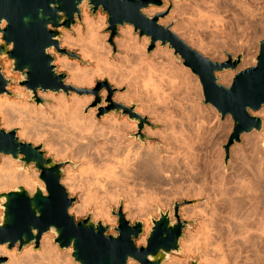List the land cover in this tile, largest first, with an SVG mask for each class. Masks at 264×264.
Returning <instances> with one entry per match:
<instances>
[{
  "label": "rangeland",
  "instance_id": "374dc122",
  "mask_svg": "<svg viewBox=\"0 0 264 264\" xmlns=\"http://www.w3.org/2000/svg\"><path fill=\"white\" fill-rule=\"evenodd\" d=\"M249 1L251 0H247L248 3H246L247 4L246 5L243 3L239 4L241 3L240 0H163L164 5L162 7H151L145 12L147 15L151 17L158 13L160 14L165 13L166 16L160 19V23L164 26L170 27L171 30L175 34H177L180 38H182L186 43H188L189 45L191 44L190 46L192 48L196 49L201 54H203L205 57L211 59L214 62L228 61L229 54L232 55L234 59L238 57L239 55H243L242 62L236 71L230 70V71H225V72L217 74V77L219 78V82L223 84L221 82L222 81L221 76L224 73L226 74L231 73L230 74L231 82H229L230 84L225 83V84H228L226 86H230L233 82V78L236 76L238 72L256 65V59L260 53V42L264 40V15H263L264 12H261L264 10L263 9L264 0L262 1L258 0L257 2L253 0L254 2L252 1L251 4ZM87 3L88 2H85L82 5L81 7L82 14L80 18L76 17V24L70 30H67V29L62 30L63 34L61 38V47L65 50H68L71 53L76 54L78 57L75 58L69 55L61 54L58 51H56V49L54 48L50 50V54L55 59L54 65L57 67V71L59 73L67 74L66 84L73 86L77 89L94 90L97 87L98 82H108L114 90L113 100L117 103L124 104L125 106L130 107V108L135 107V112L141 115L142 117H146L148 121L150 122V125H145L140 130L139 122L136 120H132L129 117V115H124L122 112L117 113L115 111H112L108 115L101 116V109L108 106L107 98L109 96V92L106 88H103L100 91L98 97L93 93L79 94L73 91H70L69 93H66L64 91H61L59 93H54L50 91L46 93L39 92L38 97L42 100L41 102H39L33 96V94L26 89V87L21 86L20 83L23 80L22 75L20 73H15L13 71L12 60L9 59L8 57H5V58H0V64L3 68L4 75L6 76L7 79L10 80V83L7 87L9 94L7 93L0 94V101L3 103L5 102L3 104V110L1 109L2 113L0 112V128L5 129L7 131L16 130L17 135H18V132L21 131L22 129L25 130L27 136H24L22 138L18 136L20 140L24 142H29L33 144L34 146H43V150L46 152L47 157H52L56 162L66 163L64 166V175L62 179V184L68 190L70 197L75 198L77 200L70 210V214L73 215L76 218V220L81 221V220L86 219L88 216H91L92 220L95 223L102 222L104 225L110 227V230L107 233L108 235H116L117 232L115 231V228L119 224V219L116 215L113 214V212L114 211L118 212L119 209L122 207L123 213L125 214L126 219L130 221L132 225H134L138 221H141L144 223L145 233L137 241V245L141 247V246L147 245V239H148V236L153 226L152 219H158L160 217L161 211L166 212L170 210L172 212L173 221H176L173 216L174 215L173 209H174L175 203H182L183 201H189L190 204L182 206L181 211H180L182 219L189 223V225L185 229V236L181 240V251L178 253L172 254L171 258L168 261H166L165 264H193V262H197L198 264H238V263L239 264H242V263L243 264H247V263L248 264H264V254H263L264 253V242H263L264 236H262L261 230H259V234L258 233L255 234L253 232H248L247 234L246 232L244 233V230H243L246 228L250 230H254L255 228V230H257V229H261V227H264L263 226L264 224V221H263L264 220V213H263L264 212L263 210L264 201H262L264 200V195H263L264 186H263V189H261L262 181L264 185V175L262 174L263 173L262 171H264V167H262L264 165L263 163L264 162V151H263L264 150V137H263L264 131L263 132L255 131V133L254 132L251 133L252 135L247 134L245 138L243 137L244 136L243 135L241 137V141L239 143H236L233 146L235 149L233 147L231 148L230 158L226 162V153H225L224 146L226 145L229 139V136L232 133L234 121L232 120L231 117H227L224 121H222L221 115L218 113V111L213 106L204 104L205 98H204L203 88H202L199 78L196 75H194L190 69L186 68L183 65V62L181 61V59L176 57L174 51L170 50L168 47H162L160 43H158L156 48L152 50L151 52H149L150 39L148 37H140L139 33L135 32V29L133 26L126 25L124 27H119L117 33L113 35L110 29V25L108 23L107 13H105L102 9H100L96 14H94L90 8L89 3L88 4ZM197 4L203 6V8L201 6H198ZM261 4L263 8L261 7ZM242 5H243V8H242ZM245 5L247 6V8ZM250 7L251 9L252 8L253 9L251 10ZM199 8L200 9L202 8L203 11H201ZM239 8L242 10L244 9L245 13L243 12V14H241L242 11L240 10L241 11L240 13ZM83 11L84 13L86 12L89 15L90 19L88 23L85 21ZM254 11L255 13L256 11L258 12L260 11V13L258 14L257 12L256 14H254L253 13ZM238 15H241L243 18ZM247 15L248 16L250 15V16L248 17ZM255 15L257 16L255 17ZM257 17L259 18L258 21L256 20ZM247 18L251 19V20L249 19L250 23L253 21H256V22H253L254 25L253 23L251 25L247 21ZM246 22L249 23L252 27L250 25H246ZM95 26L96 28L94 31ZM177 28L179 29L177 30ZM125 30H128L129 34H128V31L126 32ZM126 34H128L127 35L128 37L126 36ZM66 36L67 37L70 36L69 41H66L65 39ZM2 37L3 36L1 34L0 42H2V39H3ZM95 37L97 38L95 39ZM246 52L247 54L251 52L250 53L251 55L249 54L251 57L250 58L251 63L249 65L243 66L242 64H244L245 62L244 60L246 59V55H245ZM59 60L60 61L66 60L70 62V64L72 65L74 64L73 66L75 70H70L68 68L65 69L63 66H61L62 64L60 63L62 62H60ZM7 62L10 63V67L8 71L6 69V67L8 66ZM6 71L9 72L10 74L7 73ZM77 71L78 73L82 72V74H86V76H88L89 79H91L92 84L91 83L90 85L77 84L75 79L72 78V73L77 72ZM98 98H100L101 100L99 101ZM4 108L6 110H4ZM262 109L253 114L258 116L259 114L264 112ZM5 114L7 115V117ZM69 115L73 117L78 116V119L73 124V125H78L76 126V128L70 125L61 126L62 127L61 128L58 124H56L57 120L68 118ZM258 117H260L264 121L263 113L259 115ZM11 118H13L12 120L14 123L10 120ZM5 120L7 122L9 121L10 123L9 122L8 123L13 124V125H11V127L8 128L6 125L8 123ZM114 125H115V128H112L114 127ZM117 126H119V128ZM66 127L70 128V129L69 128L66 129L69 132L67 131L64 132ZM122 128L123 129L125 128L126 131L123 130ZM119 132H122V134ZM190 132H193V133H190ZM63 133L67 137L64 136ZM74 133H75L74 136L76 137L72 135ZM68 134L69 135L71 134V135L69 136ZM256 134L258 135V137ZM63 136L66 138H64ZM80 136H82L83 138ZM117 136L118 137L120 136L119 139H117L118 138ZM186 136L188 137V139H186L187 138ZM190 136H192L191 137L192 139L190 138ZM252 137L253 138L260 137L261 139L259 138L260 139L259 140L255 138L256 140V144H255L254 143L255 140ZM75 138H77V140ZM182 138L185 140V142ZM116 140H118V142L119 141L121 142L122 140V143H124V145H129V147L131 146L132 148V149L130 148L131 150L135 149V151H132L133 153L132 152L130 153L131 161L129 162L128 166L132 169H130L131 172H129L128 176L132 174L135 176L136 174V176L138 177L136 176L128 177L127 176L123 178L119 184L117 183L118 185L117 184L109 185L111 182L109 181L110 182L109 183L107 181V183H105L106 184L105 187L107 188L106 189V188H103L102 185H100L99 187V184H101L100 181L99 183L96 182L97 176L94 174V171H93L94 169H92L94 167V164L92 163L93 160L90 159L91 157L92 158L94 157L93 155L94 150L93 149L91 150L92 154L88 155L89 156L88 158L87 156H85L86 152L84 155L83 153L79 152V149L81 147L87 149L89 147V144L93 142L96 143V144L93 143L95 147L96 145H103V142L105 141L111 143L112 141L115 142ZM180 140L182 142H180ZM247 141L249 142L247 143ZM100 142H102V144ZM243 142H245L244 144H247V145H243ZM75 143H78V144H75ZM129 143H132L134 145L129 144ZM181 143L183 145H181ZM115 144L117 143L115 142ZM248 144L249 145L251 144V145L249 146ZM71 145H72V148L70 147ZM76 145L78 146L76 147ZM258 145L262 149L259 150ZM132 146L134 147V149ZM239 146H240V149H239ZM255 146L258 148H254V150H256L254 152L258 154L260 153V155L256 154V157L261 159L263 156V159L261 160L258 159L257 164H256L257 158L254 157V153L252 149ZM140 148H142V150ZM236 148L239 150L240 153L242 152L243 154L246 151L248 150L249 151L248 153H245L244 155H242L241 153V155L244 156L242 157ZM259 151L263 152V154H261V152ZM251 155H253V157ZM138 156H140L141 158H143L144 156V160H149L150 158H154L156 161V164H157V161L158 162L160 161L159 162L160 165L157 164L156 166H157L158 171L160 170L163 172L157 171L156 177L159 176L158 178H154L153 175L152 176L147 175L145 171L143 172L144 174L142 173L143 175L139 173L141 169L140 167H138V165L136 166V164H138V162L140 163L143 159H141ZM246 157L248 158V160H246L247 159ZM7 158L8 159L10 158V160H12V163H14L15 165L18 164L16 165V167L18 168L23 167V163L15 161L12 158V156H1L0 166L2 165V160L7 159ZM238 158H239V161H238ZM240 158H242L244 161L243 160L241 161ZM254 158L256 160H254ZM253 161H256V162H253ZM133 162L136 164H134ZM240 162L243 164L240 165ZM90 163L93 165H91ZM232 165H235V166H232ZM246 165L251 166L252 168L255 165L257 167H256V170L254 168L253 170L251 167H249L251 169L250 170ZM243 166H244L243 168L244 170L247 167L246 170L248 173H246V170H245V173L243 172V169H242ZM260 166L262 169L260 168L259 170ZM217 168L219 171L217 170ZM221 168L222 169L224 168V169L222 170ZM67 169L68 171H66ZM214 169L217 171H215ZM143 170L145 169H142L141 171ZM24 171H27L30 173L31 171L38 173V181L43 185V187L45 186L44 183L39 178L40 172L36 170V167L34 165H30ZM221 171L223 172L221 173ZM232 171H233V174H232ZM254 171L256 172L259 171V172L257 174ZM20 172H23V171H20ZM66 172L68 174H66ZM241 172L243 173L242 175L246 177L245 178L241 175L243 179H245L246 181V188L250 192L249 195L247 194L249 197L246 194L245 195L234 194L236 197L234 195H231V196L230 194L228 195L229 193L228 191L230 190V188L235 187L233 183V181L235 180L234 179L235 173L240 174ZM137 173L139 174L137 175ZM212 173L215 176H213ZM220 173L224 175V179L220 178V176L222 177ZM251 173H253V177H254L253 179L255 180L251 178L252 177ZM259 173L262 174L263 176L261 175V177L260 176L256 177L257 175H260ZM159 174L163 178L165 177L164 179H166L167 184H165V180L159 179L161 177ZM218 174L220 176H218ZM67 175L75 177L74 182H73L75 187L70 185L69 180H66L68 177ZM225 175L227 176V178ZM92 177L94 179H92ZM148 178L150 179L154 178L156 181L158 180L159 183L158 181L155 182L154 179L151 180V182L153 183H150V179ZM225 178L228 181L231 179L230 182H228ZM133 179L139 182H136ZM143 179L148 180V181H145V180L143 181ZM212 179H213V183H212ZM218 179L220 180V182H218L219 181ZM216 180L217 182H215L214 184V181ZM258 180L259 182L261 181L260 184ZM160 181L162 182L160 183ZM256 181L258 182L257 184H256ZM145 182H149V183H145ZM249 182L251 185L248 184ZM137 183H139V186ZM216 183L220 184L218 185L219 187H217L218 189L215 187ZM221 183H224V184H221ZM252 183H255L256 185ZM145 184L147 185L143 186ZM86 185L88 186V188ZM126 185H128L129 187ZM70 186L73 188H71ZM142 186L146 187L150 192L147 191L146 188L144 189ZM153 186H157V189H155L156 187L154 188ZM225 186H228V187H225ZM259 186H261V188ZM17 187L18 186H15V187H11L6 190L0 191V194L12 191ZM112 187H115V188H112ZM250 187H253V188H250ZM258 187L260 189H258ZM213 188L214 189L216 188V189L214 190ZM223 189L224 191L225 190L227 191V193L225 191L224 193L225 195L223 194ZM35 190H36V187H34L33 190H30V191L28 190V191L30 192V194L33 195ZM107 190L109 191L108 193L106 192ZM141 190H142V193H141ZM214 191L217 193H215ZM213 192L215 194L219 193L218 194L219 196L213 194ZM251 192L254 194H252ZM250 195H251V198H250ZM259 195L260 197L262 195V197L260 198ZM228 196L229 198L230 197L231 198L229 199ZM244 196L247 197V199ZM216 197H218V199H216ZM255 197H258L259 199ZM237 198H240L238 199L239 201H237ZM244 198L247 201L243 200ZM248 198L250 200L252 199L250 202H254V203H249ZM253 198L255 199L253 200ZM226 201L228 204L224 203ZM233 201H235L236 203ZM244 201L249 204L244 203ZM258 201L259 203H257ZM218 202L221 204H219ZM234 203L237 204V206ZM0 204H1V201H0ZM216 204L218 206H216ZM233 204H234V207L236 208L232 206ZM77 205L84 206L83 212L80 214H77L75 211H73L74 206H77ZM222 205L224 209L228 207L226 209L227 211H225L222 208ZM240 205L241 206L244 205L245 207L247 205V208H245L244 206L242 208L243 210L247 212V214H252V215L248 217L249 215H247L246 212H243L242 208L240 209L241 207ZM98 207H101L106 212H108L107 218L101 217L97 214ZM237 207H238V210H237ZM252 207L254 210L252 209ZM260 207L262 210L260 209ZM209 209L211 210L215 209L214 210L215 212L209 211ZM228 209H230V212H228L229 211ZM206 210L209 211V217H207L208 212ZM238 211L240 213L239 217L237 215L239 214ZM226 212L229 213L228 217L234 214L235 215L234 218H232L233 216L232 217L230 216V218H228L226 216L227 215ZM258 213L260 214V216ZM211 214L212 215L217 214L216 215L217 218L215 217V215L211 216ZM253 214H254V217H253ZM245 215L249 219H247ZM2 217H3V210L0 208V222L2 221ZM212 217H215V218H212ZM208 218H209V223L207 222ZM213 219L214 220L217 219L216 221H219V222H216ZM259 219L261 220L257 221ZM229 220L230 222H228ZM238 222H241V223H238ZM245 222H248V223L245 224ZM232 223H235V225ZM227 224L229 225L231 224V225L229 226ZM256 224H259V225H256ZM217 225H220V226H217ZM211 226H214V227H211ZM216 226L218 227L217 229L215 228ZM224 226L226 228H224ZM248 226L251 227L252 229L248 228ZM204 227L208 230L203 229ZM221 229L223 230L221 231ZM205 231L206 232L208 231L209 236ZM212 231H213V234H212ZM225 231L227 232L225 234L226 237L225 236L223 237ZM200 232L201 234H203V236L204 235L205 236L203 237L200 234ZM218 232L219 234L216 235L217 236L216 238L215 234H217ZM241 232L245 237L241 234ZM230 233L231 234L233 233V235L235 234V236L231 235ZM47 234L53 236L51 245L54 249L59 251V253H67L69 250H71V253L68 259L70 258L71 260L70 259L69 260L73 264L74 263L79 264V263H76L72 257V249H69L68 251L61 250L59 246L54 243V239L56 238L55 234L53 232H49ZM213 235H214V238H212ZM233 237H235L236 239ZM253 237L256 240H254ZM225 238H229V239L225 240ZM232 238L235 240H233ZM258 238H261V240ZM212 241H213L212 243L213 245H210ZM252 242L255 246L252 244ZM214 243H217V244H214ZM192 245H195V246L192 247ZM4 246H6L7 250H9L7 245H4ZM229 246H231L230 249H229ZM241 246L242 247L244 246L243 249ZM208 247L209 249H206V250L204 249ZM222 247L224 248V250ZM235 247L237 250L235 249ZM245 247L246 248L248 247V249L245 250ZM34 248H35L34 244H32L24 248L21 252L18 251V247L14 248L13 250H16V253L18 255H24L25 252L29 250H31L33 253L37 252L36 254L39 255L42 250V245L40 246L38 250H35ZM189 249L191 251H189ZM9 251H12V250H9ZM186 251H188V253ZM245 251H248V252H246L245 254ZM254 251H256L257 253ZM196 252L199 255L195 254ZM241 253L243 254L244 258L247 257V259H244ZM203 254L205 256H208V258H203L202 257L204 256ZM252 254H254V256ZM258 255H259V258L257 257ZM255 258L256 259L258 258L257 261H255L256 260ZM244 260L246 261L243 262ZM132 262L139 264L138 262L134 260H132Z\"/></svg>",
  "mask_w": 264,
  "mask_h": 264
},
{
  "label": "water",
  "instance_id": "95a60500",
  "mask_svg": "<svg viewBox=\"0 0 264 264\" xmlns=\"http://www.w3.org/2000/svg\"><path fill=\"white\" fill-rule=\"evenodd\" d=\"M85 2L89 3L94 14L100 9L107 13L113 35L119 27L131 25L140 37L150 39L149 52L158 43L168 47L199 78L204 104L213 106L222 121L227 117L234 121L232 133L224 146L226 162L231 148L241 141L243 135L264 131V121L253 114L264 108V40L260 42L256 65L238 72L232 84L226 86L219 82L217 74L236 71L243 55L234 59L229 54L226 62H214L205 57L170 27L160 23L165 13L152 17L146 14L151 7H162L163 0H0V34L3 35L0 58L12 60L13 71L23 77L21 86L39 102L42 101L39 92L73 91L93 93L98 97L106 88L108 106L101 109V116L112 111L122 112L138 121L140 130L150 125L146 117L135 112V107L113 100L114 90L108 82H98L94 90L77 89L66 84L67 74L57 71L55 59L49 51L54 48L61 54L78 57L61 47L62 30H70L76 24V17H81ZM9 83L0 64V94H9ZM1 156H12L15 161L23 163L19 171L34 165L45 185L37 184L33 195L23 186L0 194V208L3 210L0 245H7L9 250L18 247L21 252L32 244L38 250L42 237L53 232L56 236L54 243L61 250L72 249V257L79 264H129L130 260L139 264H165L172 254L181 251V240L189 223L182 219L180 211L182 206L190 204L189 201L175 203L173 216L176 221H173L170 210L161 211L158 219H152L147 245L139 247L137 241L145 233L144 223L138 221L132 225L122 207L113 212L119 219L116 235H108L110 227L102 222L95 223L91 216L78 221L70 214L77 200L70 197L62 184L66 163L47 157L43 146L20 140L16 130L0 128V160ZM7 262L6 257H0V264Z\"/></svg>",
  "mask_w": 264,
  "mask_h": 264
},
{
  "label": "bare ground",
  "instance_id": "6f19581e",
  "mask_svg": "<svg viewBox=\"0 0 264 264\" xmlns=\"http://www.w3.org/2000/svg\"><path fill=\"white\" fill-rule=\"evenodd\" d=\"M253 0H251V1H249L250 2V4H251V2H252ZM254 1H258V0H254ZM253 1V2H254ZM262 1V0H261ZM240 2L241 3H239V4H246V3H248L247 2V0H240ZM88 4V3H87ZM202 4V3H201ZM253 4V3H252ZM260 4V3H259ZM263 4H264V2H263ZM198 5V4H197ZM203 5V4H202ZM247 5V4H246ZM245 5V6H246ZM198 6H201V5H198ZM239 6V5H238ZM244 6V7H245ZM253 6V5H252ZM260 6V5H259ZM202 8H203V6H201ZM240 7V6H239ZM254 7V6H253ZM257 7V6H256ZM261 7H262V4H261ZM202 8L200 9L201 11H203L202 10ZM242 8H243V5H242ZM246 8H247V6H246ZM248 8H249V6H248ZM263 8V7H262ZM250 9H251V7H250ZM253 9V8H252ZM251 9V10H252ZM257 9V8H256ZM260 9V8H259ZM264 9V8H263ZM205 10H206V8H205ZM242 11V13H241V11ZM250 10V11H251ZM255 10V9H254ZM262 10V9H261ZM85 11V10H84ZM84 11H83V13H84ZM152 11H154V10H152ZM152 11H151V13H152ZM239 11H240V13L241 14H243V12H244V9L242 10V9H240L239 8ZM246 11V10H245ZM247 11H248V9H247ZM149 12H150V10H149ZM205 12V11H204ZM238 12V11H237ZM258 11H256V13H257ZM261 12H264V10L263 11H261ZM245 13V12H244ZM252 13V12H251ZM254 14H256L255 13V11L253 12ZM260 13V11L258 12V14ZM239 14V13H238ZM248 14H249V12H248ZM245 15V14H244ZM243 15V16H244ZM250 15H252V14H250ZM249 15V16H250ZM262 15V14H261ZM264 15V14H263ZM262 15V16H263ZM212 16V15H211ZM238 16H240V17H242L241 15H238ZM248 16V15H247ZM248 16V17H249ZM257 15H255V17H256ZM84 17H85V21L88 23L89 22V15L85 12L84 13ZM245 17V16H244ZM259 17H260V15H259ZM243 18V17H242ZM254 18V17H253ZM201 19V18H200ZM250 19V18H249ZM248 18H247V21L250 23V20H249ZM258 17H257V21H258ZM255 20V19H254ZM262 20H263V18H262ZM193 21V20H192ZM253 21V20H252ZM253 22H256V21H253ZM253 22H251L250 24L252 25V23ZM249 23H247L246 22V25H250ZM90 25V24H89ZM88 25V26H89ZM91 25H92V23H91ZM95 25V24H94ZM205 25V24H204ZM250 25V26H251ZM253 25H254V23H253ZM5 26V23L3 24V27ZM252 27V26H251ZM89 28V27H88ZM91 28V27H90ZM93 28V27H92ZM95 28H96V26L94 27V31H95ZM179 28H177V30H178ZM126 32L128 31V30H125ZM123 32V31H122ZM205 32V31H204ZM209 33V32H208ZM214 33V32H213ZM90 34V33H89ZM93 34V33H92ZM95 34V33H94ZM128 34H129V31H128ZM128 34H126V36L128 35ZM200 34V33H199ZM1 35V34H0ZM97 35V34H96ZM95 35V36H96ZM3 36V35H2ZM93 36V35H92ZM125 36V35H124ZM214 36V35H213ZM128 37V36H127ZM184 37V36H183ZM3 38V37H2ZM97 37H95V39H96ZM66 41H69L70 40V36L69 37H67L66 36ZM93 39V38H92ZM191 45V44H190ZM250 49V48H249ZM247 51V50H246ZM50 52V51H49ZM248 52V51H247ZM247 52H246V59L244 60L245 62H244V64H242L243 66H245V65H249L250 63H251V57H250V53H248L247 54ZM250 54V55H249ZM222 60V59H221ZM60 61V60H59ZM60 62H62V63H60V64H62L61 66H63L65 69L66 68H68V69H70V70H75V68H74V64L72 65V64H70V62H68V61H66V60H64V61H60ZM7 64H8V66L6 67V69H7V71L9 70V67H10V63H8L7 62ZM242 68V67H241ZM77 69V68H76ZM6 71V72H7ZM11 72V71H10ZM7 73H9V72H7ZM12 73V72H11ZM81 73V74H80ZM80 73H78V71L77 72H74V73H72V78H74L75 79V81H76V83L77 84H80V85H90V83H91V79H89V77L88 76H86V74H82V72H80ZM10 74V73H9ZM231 74V73H230ZM230 74H226V73H224L222 76H221V82L223 83V84H225V83H229V82H231L230 81V78H231V75ZM92 84V83H91ZM230 84V83H229ZM225 85H228V84H225ZM5 103V102H4ZM3 102H1L0 101V112L2 113V111H1V109L3 110V104H4ZM169 109V108H168ZM4 110H6L5 108H4ZM263 111H264V109H262ZM152 111V110H151ZM199 111V110H198ZM6 112V111H5ZM262 112V111H261ZM170 113V112H169ZM199 113V112H198ZM263 113V119H264V112H262ZM261 113V114H262ZM261 114H259V115H261ZM6 115V114H5ZM258 115V116H259ZM8 116H10V115H8ZM6 117H7V115H6ZM10 118V117H9ZM13 118H11L10 120L13 122V120H12ZM78 119V116L77 117H73V116H68V118H65V119H59V120H57V122H56V124H58L60 127L61 126H67V125H70V126H74L75 128H76V126H78V125H73L75 122H76V120ZM8 120V119H7ZM105 120H107V119H105ZM111 120V119H110ZM202 120H204V119H202ZM201 120V121H202ZM6 121V120H5ZM7 122V121H6ZM9 122V121H8ZM7 122V123H8ZM11 122V123H12ZM200 122V121H199ZM10 123V122H9ZM6 124L7 125V127L9 128V127H11V125H13V124ZM14 123V122H13ZM111 123H112V121H111ZM117 123V122H116ZM202 123V122H201ZM200 123V124H201ZM114 124V123H113ZM199 124V123H198ZM57 125V126H58ZM111 125V124H110ZM118 125V124H117ZM131 125V124H130ZM133 126V125H132ZM118 128H119V126H117ZM116 127V128H117ZM62 128V127H61ZM69 128V127H68ZM67 127L65 128V130H64V132L65 131H67V132H69L68 130H66V129H68ZM112 128H115V125H114V127H112ZM121 128V127H120ZM58 129V128H57ZM63 129H64V127H63ZM70 129V128H69ZM123 129V128H122ZM121 129V130H122ZM199 129H200V127H199ZM56 130V129H55ZM62 130V129H61ZM111 130H113V129H111ZM120 130V131H121ZM123 130H125L126 131V129L124 128ZM191 130V129H190ZM196 130V129H195ZM198 130V129H197ZM57 131V130H56ZM117 131V130H116ZM125 131H124V133H125ZM63 132V131H62ZM76 132V131H75ZM112 132H114V131H112ZM197 132V131H196ZM257 132V131H256ZM60 133V132H59ZM71 133V132H70ZM114 133H116V132H114ZM118 133V132H117ZM119 133H121L122 134V132H119ZM190 133H193V132H190ZM195 133V132H194ZM255 133V132H254ZM65 134H67V133H65ZM178 134V133H177ZM182 134H183V132H182ZM196 134V133H195ZM63 135H64V133H63ZM69 135V134H68ZM71 135V134H70ZM69 135V136H70ZM73 136L75 135V133L74 134H72ZM78 135V134H77ZM115 135V134H114ZM118 135V134H117ZM184 135H186V134H184ZM247 134H245L243 137L245 138V136H246ZM252 135V134H251ZM257 135V134H256ZM18 136L20 137V138H22V137H24V136H27L26 135V131L25 130H21V131H19L18 132ZM64 136H66V135H64ZM63 136V137H64ZM68 136V137H69ZM72 136V137H73ZM181 136H183V135H181ZM260 136V135H259ZM56 137V136H55ZM60 137V136H59ZM67 137V136H66ZM66 137H64V138H66ZM74 137H76V136H74ZM80 137H82V136H80ZM115 137V136H114ZM118 137V136H117ZM120 137V136H119ZM119 137L117 138V139H119ZM187 137V136H186ZM192 136H190V138H191ZM195 137V136H194ZM250 137V136H249ZM254 137V136H253ZM252 137V138H253ZM257 137H258V135H257ZM257 137H255V138H257ZM261 137V136H260ZM259 137V138H260ZM264 137V136H263ZM78 138H79V136H78ZM83 138V137H82ZM82 138H80V139H82ZM112 138V137H111ZM116 138V137H115ZM255 138H253L254 140H255ZM259 138H257V139H259ZM51 139V138H50ZM69 139V138H68ZM74 139V138H73ZM76 140H77V138H75ZM180 139H181V137H180ZM183 139V138H182ZM186 139H188V137L186 138ZM192 139V138H191ZM261 139V138H260ZM259 139V140H260ZM72 140V139H71ZM70 140V141H71ZM79 140V139H78ZM112 140V139H111ZM127 140V139H126ZM184 140V139H183ZM190 140V139H189ZM245 140H247V139H245ZM245 140H243V141H245ZM250 140H251V138H250ZM249 140V141H250ZM259 140H258V142H259ZM66 141V140H65ZM69 141V140H68ZM249 141H247V143L249 142ZM73 142V141H72ZM76 142V141H75ZM78 142V141H77ZM111 142V141H110ZM115 142L117 143V144H115ZM112 141L111 143H109V142H103V145H96L95 147H94V144L93 143H95V142H93V143H91V144H89V147L87 148V149H85V148H83V147H81L80 149H79V152L80 153H83L84 155H85V152H86V155L85 156H87L88 158H89V156L88 155H91L92 154V149L94 150V152H93V155H94V157L92 158H90V159H92L93 160V164H94V167L92 168V169H94L93 171H94V174L97 176V178H96V182H98L99 183V181L101 182V184H99V187H100V185H102V187L103 188H106L105 186H106V184L105 183H107V181L110 183L109 185H115V184H119L121 181H122V179L123 178H125V177H127L128 175H129V172H131L130 171V169H132V168H130L128 165H129V162L131 161L130 160V153L132 152V151H135V149H134V147H133V149L134 150H131L132 148H131V146L129 147V145H124V143H122V140H121V142L119 141L118 142V140H116V141ZM178 142H179V140H178ZM180 142H182L181 140H180ZM184 142H185V140H184ZM187 142V141H186ZM191 142V141H190ZM189 142V143H190ZM253 142V141H252ZM251 142V143H252ZM51 143H52V141H51ZM56 143V142H55ZM74 143V142H73ZM72 143V144H73ZM80 143V142H79ZM97 143H99V142H97ZM101 144H102V142H100ZM176 143V142H175ZM188 143V144H189ZM245 142H243V145H247V144H244ZM255 144H256V140H255V142H254ZM65 144V143H64ZM67 144V143H66ZM75 144H78V143H75ZM85 144V143H84ZM96 144V143H95ZM125 144H127V143H125ZM129 144H132V143H129ZM138 144H139V142H138ZM254 144V145H255ZM54 145V144H53ZM69 145H70V143H69ZM68 145V146H69ZM132 145H134V144H132ZM142 145V144H141ZM181 145H183L182 143H181ZM186 145V144H185ZM249 145V144H248ZM251 145V144H250ZM249 145V146H250ZM253 145V146H254ZM78 145H76V147H77ZM151 146V145H150ZM248 146V147H249ZM53 147V146H52ZM62 147V146H61ZM71 148H72V145L70 146ZM136 147H138V146H136ZM135 147V148H136ZM242 147V146H241ZM244 147V146H243ZM252 147V146H251ZM258 147H259V145H258ZM258 147H253L252 149H253V153H254V157L255 158H257L256 157V154L257 155H260V153L258 154V153H256V152H254V151H256V150H254V148H258ZM55 148V147H54ZM131 148V149H130ZM145 148V147H144ZM150 148V147H149ZM148 148V149H149ZM155 148V147H154ZM181 148H182V146H181ZM234 148V147H233ZM238 148V147H237ZM236 148V149H237ZM64 149V148H63ZM62 149V150H63ZM67 149V148H66ZM70 149V148H69ZM74 149V148H73ZM76 149H78V148H76ZM137 149H139V148H137ZM141 150H142V148H140ZM147 149V148H146ZM235 149V148H234ZM239 149H240V146H239ZM248 149V148H247ZM247 149H245V150H247ZM249 149H251V148H249ZM259 150L260 149H262V148H258ZM150 150V149H149ZM238 150V149H237ZM236 150V151H237ZM242 150H244V149H242ZM241 150V151H242ZM77 151V150H76ZM148 151V150H147ZM235 151V150H234ZM233 151V152H234ZM249 151V150H248ZM248 151H246L245 153H248ZM258 151V150H257ZM262 151V150H261ZM261 151H259V152H261ZM264 151V150H263ZM238 152H239V150H238ZM74 153V152H73ZM133 153V152H132ZM137 153H138V151H137ZM149 153H151V152H149ZM148 153V154H149ZM153 153V152H152ZM235 153V152H234ZM240 153V152H239ZM242 153V152H241ZM241 153H240V155H241ZM244 153V154H245ZM252 153V152H251ZM146 154V153H145ZM237 154V153H236ZM243 153H242V155H244ZM249 154H250V152H249ZM248 154V155H249ZM261 154H263V152H261ZM83 155V156H84ZM132 155V154H131ZM139 155V154H138ZM153 155V154H152ZM151 155V156H152ZM233 155V154H232ZM241 155V156H242ZM248 155H246V156H248ZM84 156V157H85ZM150 156V155H149ZM155 156V155H154ZM175 156H177V155H175ZM174 156V157H175ZM250 156V155H249ZM252 157H253V155H251ZM138 157H140V156H138ZM137 157V158H138ZM141 157H142V155H141ZM140 157V158H141ZM187 157V156H186ZM233 157V156H232ZM242 157H244V156H242ZM259 157V156H258ZM261 157V156H260ZM135 158V157H134ZM156 158V157H155ZM234 158V157H233ZM247 158V157H246ZM254 158V160H256ZM133 159V158H132ZM141 159H143L140 163L138 162V164H136V163H134V164H136V166L138 165V167H140V169L142 170V169H145V170H143V171H141L140 170V174L141 175H143L144 173V171L147 173V175H149V176H154V178H158V177H156L157 176V171H158V169H157V164H159V162L157 161V164H156V161H155V159L154 158H150L149 160H144V156H143V158H141ZM158 159V158H157ZM156 159V160H157ZM236 159V158H235ZM241 159V161L243 160L242 158H240ZM258 159H260V158H257V162L256 161H253V162H256V164L258 163ZM261 159H263V156H262V158ZM260 159V160H261ZM89 160V159H88ZM135 160V159H134ZM133 160V161H134ZM232 160V159H231ZM237 160V159H236ZM246 160H248V158L246 159ZM91 161V160H90ZM233 161V160H232ZM235 161V160H234ZM238 161H239V158H238ZM238 161H236V162H238ZM244 161V160H243ZM137 162V161H136ZM231 162V161H230ZM248 162V161H247ZM261 162V161H260ZM132 163V164H133ZM250 163V162H249ZM251 163H252V161H251ZM264 163V162H263ZM91 164V163H90ZM93 164H91V165H93ZM131 164V163H130ZM232 164V163H231ZM237 164V163H236ZM241 164H243V163H241L240 162V165ZM245 164H246V162H245ZM253 164H255V163H253ZM16 165H18V164H16ZM16 165L14 164V163H12V160H10V158L8 159H3L2 160V165L0 166V191H3V190H6V189H8V188H11V187H15V186H23L26 190H33L34 189V187H36V185L37 184H39L41 187H43V185L38 181V173H35V172H32L31 171V173L30 172H27V171H23V172H18V167H16ZM160 165V164H159ZM228 165V164H227ZM239 165V166H240ZM250 165H252V164H250ZM259 165V164H258ZM261 165H262V163H261ZM131 166V165H130ZM220 166V165H219ZM232 166H235V165H232ZM247 166V165H246ZM245 166V167H246ZM137 167V168H138ZM224 167V166H223ZM229 167V166H228ZM248 168L249 167H251V166H247ZM246 167V168H247ZM256 165L255 166H253V168L256 170ZM262 167H264V165L262 166ZM159 168H160V166H159ZM219 168V167H218ZM218 168H217V170H218ZM233 168V167H232ZM235 168V167H234ZM244 168V166L242 167V169ZM246 168H245V170H246ZM252 168V167H251ZM252 168V169H253ZM260 168H261V166L259 167V170H260ZM171 169V168H170ZM222 169V168H221ZM224 169V168H223ZM222 169V170H223ZM228 169V168H227ZM238 169V168H237ZM241 169V170H242ZM250 169V168H249ZM253 169V170H254ZM262 169V168H261ZM139 170V169H138ZM162 170V169H161ZM163 170H165V169H163ZM215 170V169H214ZM214 170H212V171H214ZM217 170H215V171H217ZM236 170V169H235ZM245 170L243 169V172L245 173ZM251 170V169H250ZM252 170V171H253ZM258 170V169H257ZM66 171H68V169L66 170ZM134 171V170H133ZM160 171V170H159ZM158 171V172H159ZM219 171V170H218ZM228 171V170H227ZM231 171V170H230ZM237 171V170H236ZM137 172V171H136ZM160 172H163V171H160ZM165 172V171H164ZM223 171H221V173H222ZM235 172V171H234ZM238 172H240V171H238ZM254 172H256V171H254ZM253 172V173H254ZM258 172L259 171H257L256 173L258 174ZM263 173V175H264V171H262ZM93 173V172H92ZM133 173V172H132ZM139 173H137V175L139 174ZM143 173V174H142ZM214 173V172H213ZM212 173V175L213 176H215L214 174ZM219 173V172H218ZM220 173V174H221ZM227 173V172H226ZM229 173V172H228ZM231 173V172H230ZM246 173H248L247 172V170H246ZM253 173H251L252 174V179L254 178L253 177ZM261 173V172H260ZM259 173V174H260ZM66 174H68L67 172H66ZM131 174V173H130ZM151 174V175H150ZM160 174H162V173H160ZM159 174V175H160ZM165 174V173H164ZM232 174H233V171H232ZM243 173L241 172L240 174L239 173H235V180L233 181V183H234V188H230V190L228 191L229 193H228V195L230 194V196L231 195H234V194H241V195H249L250 194V192L247 190V188H246V181H245V179H243V177H245V176H243L242 175ZM250 174V173H249ZM255 174V173H254ZM256 174V175H257ZM262 174H260V175H255L256 177H261V175ZM71 175V174H70ZM141 175H139V176H141ZM211 175V176H212ZM217 175V174H216ZM222 175V177L218 174V176H220V178H222V179H224V175L223 174H221ZM243 177H242V176ZM246 175V174H245ZM262 175V176H263ZM68 176V175H67ZM131 176H134L133 174L132 175H130V176H128V177H131ZM135 176H136V174H135ZM134 176V177H135ZM161 176V175H160ZM212 176V177H213ZM226 176V175H225ZM230 176H231V174H230ZM249 176V175H248ZM251 176V175H250ZM133 177V178H134ZM136 177H138V176H136ZM255 177V178H256ZM74 178L75 177H72V176H68L67 177V179L66 180H69L70 181V185L71 186H74V184H73V182H74ZM88 178V177H87ZM143 178H144V176H143ZM147 178V177H146ZM151 178V177H150ZM150 178H148V179H150ZM153 178V179H154ZM165 178V177H164ZM162 176L159 178L160 180L161 179H163V180H165V184H167L166 183V179H164ZM214 178V177H213ZM219 178V177H218ZM219 178V179H220ZM226 178H227V176H226ZM225 178V179H226ZM232 178V177H231ZM246 178V177H245ZM248 178H250V177H248ZM92 179H94L93 177H92ZM140 179V178H139ZM138 179V180H139ZM141 179H142V177H141ZM153 179H150V183H153V182H151V180H153ZM218 179V180H219ZM221 179V180H222ZM230 179V178H229ZM251 179V180H252ZM257 179V178H256ZM258 179H260V178H258ZM65 180V181H66ZM86 180V179H85ZM128 180H130V179H128ZM133 180H135V179H133ZM136 180H137V178H136ZM135 180V181H136ZM145 179H143V181H144ZM227 180V179H226ZM231 180V179H230ZM230 180L228 181V182H230ZM233 180V179H232ZM247 180V179H246ZM253 180H255V179H253ZM260 180H262V179H260ZM76 181V180H75ZM95 181V180H94ZM145 181H148V180H145ZM154 181L155 182H157L155 179H154ZM223 181V180H222ZM221 181V182H222ZM225 181V180H224ZM248 181V180H247ZM249 181H250V179H249ZM125 182V181H124ZM136 182H139V181H136ZM162 181H160V183H161ZM164 182V181H163ZM215 182H217V180L216 181H214V184H215ZM218 182H220V180L218 181ZM227 182V183H228ZM232 182V181H231ZM252 182H254V181H252ZM258 182H259V180H258ZM257 181H256V184L258 183ZM261 182V181H260ZM260 182H259V184H260ZM127 183V182H126ZM129 183V182H128ZM141 183V182H140ZM145 183H149V182H145ZM158 183H159V181H158ZM212 183H213V179H212ZM225 183V182H224ZM224 183H221V184H224ZM67 184H68V182H67ZM94 184V183H93ZM117 184V185H118ZM122 184V183H121ZM138 184V186H139V183H137ZM144 184V183H143ZM213 184V185H214ZM229 184V183H228ZM248 184H250V182L248 183ZM252 184H255V183H252ZM255 184V185H256ZM95 185V184H94ZM108 185V184H107ZM141 185V184H140ZM147 184H145V185H143V186H146ZM149 185V184H148ZM153 185V184H152ZM151 185V186H152ZM155 185V184H154ZM157 185V184H156ZM162 185H163V183H162ZM217 185V186H216ZM216 185H215V187L217 188V187H219L218 185H220L219 183L217 184L216 183ZM251 185V184H250ZM254 185V186H255ZM70 186V187H71ZM87 186V185H86ZM122 186V185H121ZM126 186H128V185H126ZM142 186V187H143ZM150 186V185H149ZM158 186H159V184H158ZM230 186V185H229ZM247 186H249V185H247ZM261 186H262V188H261ZM261 186H259L261 189H263V181H262V184H261ZM75 187V186H74ZM77 187V186H76ZM80 187V186H79ZM89 187H91V186H89ZM95 187V186H94ZM99 187H97V188H99ZM109 187V186H108ZM111 187V186H110ZM118 187H120V186H118ZM123 187V186H122ZM129 187V186H128ZM128 187H126V188H128ZM141 187V186H140ZM139 187V188H140ZM155 189H157V186H153ZM224 187V186H223ZM225 187H228V186H225ZM258 187V189H260ZM71 188H73V187H71ZM87 188H88V186H87ZM112 188H115V187H112ZM111 188V189H112ZM138 188V187H137ZM144 189L146 188V187H143ZM150 188V187H149ZM215 188V189H216ZM220 188H222V187H220ZM250 188H253V187H250ZM254 188H256V187H254ZM75 189V188H74ZM107 189V188H106ZM142 189V188H141ZM147 189V188H146ZM151 189V188H150ZM153 189V188H152ZM214 189V188H213ZM214 189V190H215ZM218 189V188H217ZM224 189H226V188H224ZM224 189H223V194L225 193V191H224ZM97 190V189H96ZM100 190H101V188H100ZM104 190V189H103ZM103 190H102V192H103ZM110 190V189H109ZM113 190V189H112ZM120 190V189H119ZM222 190V189H221ZM249 190H251V189H249ZM254 190H256V189H254ZM115 191V190H114ZM145 191V190H144ZM147 191H149L148 189H147ZM153 191V190H152ZM155 191V190H154ZM157 191V190H156ZM258 191V190H257ZM264 191V190H263ZM88 192V191H87ZM93 192H95V191H93ZM98 192V191H97ZM105 192V191H104ZM107 193L109 192L108 190L106 191ZM150 192V191H149ZM215 192V191H214ZM213 192V194H215V193H217V192H215L214 193ZM219 192H220V190H219ZM252 192H254V191H252ZM251 192V193H252ZM262 192V191H261ZM86 193V192H85ZM113 193V192H112ZM114 193H116V192H114ZM141 193H142V190H141ZM141 193H139V194H141ZM143 193H145V192H143ZM147 193V192H146ZM154 193V192H153ZM226 193H227V191H226ZM93 194V193H92ZM98 194V193H97ZM101 194V193H100ZM103 194V193H102ZM111 194V193H110ZM152 194V193H151ZM219 194V193H218ZM218 194H215V195H218ZM221 194H222V192H221ZM252 194H254V193H252ZM256 194V193H255ZM260 194V193H259ZM86 195V194H85ZM96 195V194H95ZM106 195V194H105ZM145 195V194H144ZM150 195V194H149ZM225 195V194H224ZM223 195V196H224ZM240 195V196H241ZM247 195V196H248ZM263 195H264V193H263ZM97 196V195H96ZM219 196V195H218ZM235 196V195H234ZM252 196H254V195H252ZM257 196H258V194H257ZM106 197V196H105ZM108 197V196H107ZM142 197H143V195H142ZM212 197V196H211ZM210 197V198H211ZM222 197V196H221ZM225 197V196H224ZM233 197V196H232ZM236 197V196H235ZM234 197V198H235ZM237 197H238V195H237ZM245 197V196H244ZM249 197V196H248ZM259 197H260V195H259ZM261 197H262V195H261ZM260 197V198H261ZM214 198V197H213ZM228 198H229V196H228ZM231 198V197H230ZM229 198V199H230ZM246 199H247V197H245ZM245 198L243 199V200H245ZM250 198H251V195H250ZM255 198H257V199H259L258 197H255ZM255 198H253V200L255 199ZM98 199H100V198H98ZM212 199V198H211ZM216 199H218V197H216ZM221 199V198H220ZM219 199V200H220ZM224 199V198H223ZM228 199V200H229ZM238 199H240V198H237V201H239ZM242 199V198H241ZM249 199V198H248ZM263 199V198H262ZM227 200V201H228ZM233 200V199H232ZM252 200V199H251ZM250 199L248 200L249 201V203H254V202H250L251 201ZM218 201V200H217ZM223 201V200H222ZM221 201V202H222ZM227 201L226 202H224V203H227ZM231 201V200H230ZM235 201H236V199H235ZM235 201H233V202H235ZM245 201H247V200H245ZM244 201V203H246ZM257 201V200H256ZM262 201H264V200H262ZM215 202V201H214ZM229 202V201H228ZM241 202V201H240ZM219 203V202H218ZM236 203V202H235ZM234 203V204H235ZM243 203V202H242ZM249 203H246V204H249ZM257 203H259V201L257 202ZM261 203V202H260ZM219 204H221V203H219ZM228 204V203H227ZM226 204V205H227ZM232 204V203H231ZM234 204L232 205L233 207H234ZM237 204H238V202H237ZM237 204H235L236 206H237ZM239 204H241V203H239ZM256 204V203H255ZM255 204H254V206H255ZM264 204V203H263ZM225 205V204H224ZM252 205V204H251ZM98 206H99V204H98ZM102 206V205H101ZM214 206V205H213ZM216 206H218L217 204H216ZM228 206V205H227ZM226 206V207H227ZM231 206V207H232ZM241 206V205H240ZM244 206V205H243ZM243 206H241L240 207V209L243 207ZM258 206V205H257ZM83 207L84 206H82V205H77V206H74V208H73V211H75L77 214H80V213H82L83 212ZM225 207V208H226ZM245 207V206H244ZM104 208V207H103ZM215 208V207H214ZM220 208V207H219ZM222 208H223V205H222ZM228 208V207H227ZM226 208V209H227ZM234 208H236V207H234ZM245 208H247V205H246V207ZM249 208V207H248ZM251 208V207H250ZM258 208V207H257ZM98 209V211H97V214L99 215V216H101V217H105V218H107L108 217V212H106L104 209H102L101 207H98L97 208ZM216 209V208H215ZM214 209V210H215ZM224 209V208H223ZM222 209V210H223ZM226 209H224L225 211H227ZM231 209V208H230ZM230 209H228L229 211L228 212H230ZM252 209H253V207H252ZM260 209H261V207H260ZM214 210H211V209H209V211H213V212H215ZM220 210V209H219ZM232 210V209H231ZM235 210V209H234ZM237 210H238V207H237ZM242 210H243V208H242ZM241 210V211H242ZM254 210V209H253ZM258 210V209H257ZM262 210V209H261ZM263 210H264V208H263ZM207 212H208V216L207 217H209V211L208 210H206ZM221 211V210H220ZM236 211V210H235ZM248 211V210H247ZM251 211V210H250ZM212 212V213H213ZM233 212V211H232ZM243 212H246L245 210H243ZM252 212V211H251ZM257 212V211H256ZM261 212V211H260ZM223 213H225V212H223ZM234 213V212H233ZM238 213H239V211H238ZM264 213V212H263ZM220 214H221V212H220ZM227 214V215H226ZM226 216L228 217V214L229 213H227L226 212ZM235 214H236V212H235ZM241 214H242V212H241ZM245 214V213H244ZM246 214H247V212H246ZM254 214H255V212H254ZM254 214H253V217H254ZM257 214V213H256ZM259 214V213H258ZM215 214H211V216H214ZM217 215V214H216ZM216 215H215V217H216ZM238 215V217L240 216V213L239 214H237ZM247 215H249L248 217H250V215H252V214H247ZM109 216H110V214H109ZM232 218H234V214L233 215H230ZM230 216L228 217V218H230ZM242 216H244V215H242ZM246 216V215H245ZM256 216V215H255ZM259 216H260V214H259ZM215 217H212V218H215ZM220 217V216H219ZM223 217V216H222ZM247 217V216H246ZM247 217V219H249ZM112 218V217H111ZM217 218V217H216ZM242 218V217H241ZM252 218V217H251ZM258 218H260V217H258ZM261 218H262V216H261ZM235 219H236V217H235ZM238 219V218H237ZM253 219V218H252ZM254 219H256V218H254ZM109 220V219H108ZM207 220V219H206ZM214 220V219H213ZM217 219H215L214 221H216ZM228 220V219H227ZM233 220V219H232ZM239 220H240V218H239ZM261 219H259V220H257V221H260ZM214 221H212V222H214ZM234 221V220H233ZM242 221V220H241ZM250 221V220H249ZM248 221V222H249ZM256 221V220H255ZM254 221V222H255ZM264 221V220H263ZM262 221V222H263ZM208 223H209V218H208V221H207ZM216 222H219V221H216ZM228 222H230V220L228 221ZM248 222H245V224L246 223H248ZM261 222V223H262ZM236 223V222H235ZM235 223H232V224H234L235 225ZM238 223H241V222H238ZM244 223V222H243ZM256 223V222H255ZM258 223V222H257ZM260 223V222H259ZM215 224V223H214ZM219 224V223H218ZM221 224V223H220ZM223 224V223H222ZM252 224V223H251ZM250 224V225H251ZM254 224V223H253ZM263 224V223H262ZM208 225V224H207ZM216 225V224H215ZM214 225V226H215ZM224 225V224H223ZM226 225V224H225ZM227 225H229V224H227ZM231 225V224H230ZM229 225V226H230ZM239 225V224H238ZM244 225V224H243ZM256 225H259V224H256ZM261 225V224H260ZM210 226V225H209ZM208 226V227H209ZM214 226H211V227H214ZM217 226H220V225H217ZM215 227L216 229L218 228V227ZM241 226V225H240ZM263 226H264V224H263ZM206 227V226H205ZM203 228V229H205V230H208V229H206V228ZM234 227V226H233ZM236 227V226H235ZM238 227V226H237ZM243 227V226H242ZM241 227V228H242ZM246 227H247V225H246ZM245 227V228H246ZM258 227H260V226H258ZM210 228V227H209ZM214 228V229H215ZM224 228H226L225 226H224ZM230 228V227H229ZM239 228V227H238ZM240 228V229H241ZM248 228H251V227H249L248 226ZM254 228V227H253ZM257 228V227H256ZM264 227H261V229H257V230H255V228H254V230H250V229H243L244 230V233L246 232L247 234H248V232H253V233H255V234H259V230H261V233H262V236H264ZM212 229V228H211ZM252 229V228H251ZM202 230V229H201ZM223 229H221V231H222ZM234 230V229H233ZM236 230H237V228H236ZM242 231V230H241ZM206 232V231H205ZM204 232V233H205ZM215 232V231H214ZM224 232V231H223ZM229 232V231H228ZM207 234H208V231L206 232ZM227 232L225 231V233H224V235H223V237L225 236V234H226ZM234 233V232H233ZM233 233L231 234V235H233ZM238 233V232H237ZM200 234H201V232H200ZM199 234V235H200ZM206 234V235H207ZM210 234H211V232H210ZM212 234H213V231H212ZM219 234V232L217 233V234H215V236L216 235H218ZM241 234H242V232H241ZM250 234V233H249ZM202 236H203V234H201ZM240 235V234H239ZM243 235V234H242ZM246 235V234H245ZM205 236V235H204ZM203 236V237H204ZM208 236H209V234H208ZM233 236H235V234L233 235ZM241 236V235H240ZM244 236V235H243ZM200 237V236H199ZM207 237V236H206ZM212 237V236H211ZM226 237V236H225ZM242 237V236H241ZM240 237V238H241ZM245 237V236H244ZM198 238V237H197ZM196 238V239H197ZM202 238V237H201ZM200 238V239H201ZM208 238V237H207ZM206 238V239H207ZM212 238H214V235H213V237ZM216 238H217V236H216ZM230 238V237H229ZM229 238H225V240L226 239H229ZM233 238H235V237H233ZM232 238V239H233ZM238 238V237H237ZM264 238V237H263ZM52 239H53V236L52 235H49V234H45L43 237H42V241H41V245H42V250H41V253L39 254V255H37L36 253H33L31 250H29V251H26L25 252V254L24 255H18L17 253H16V250H12V251H9V250H7V248H6V246H4V245H0V257H6V258H8V262H7V264H73L69 259H68V257L70 256V253H71V250H65V251H68L67 253H59V251H57L56 249H54L53 247H52V245H51V242H52ZM220 239V238H219ZM236 239V238H235ZM235 239H233V240H235ZM253 239L254 240H256L254 237H253ZM258 239H260L261 240V238H258ZM146 240V239H145ZM190 240V239H189ZM211 240H213V239H211ZM215 240H217V239H215ZM224 240V241H225ZM239 240V239H238ZM248 240V239H247ZM207 241V240H206ZM210 241V240H209ZM221 241V240H220ZM230 241V240H229ZM243 241V240H242ZM249 241V240H248ZM195 242H197V241H195ZM200 242V241H199ZM216 242V241H215ZM226 242V241H225ZM236 242H238V241H236ZM235 242V243H236ZM264 242V241H263ZM209 243V242H208ZM213 243V241L211 242V244L210 245H213L212 244ZM222 243H224V242H222ZM230 243V242H229ZM242 243V242H241ZM196 244V243H195ZM198 244V243H197ZM214 244H217V243H214ZM220 244V243H219ZM228 244V243H227ZM233 244V243H232ZM237 244V243H236ZM249 244V243H248ZM252 244H253V242H252ZM200 245V244H199ZM229 245V244H228ZM245 245V244H244ZM251 245V244H250ZM254 245V244H253ZM257 245V244H256ZM193 246H195V245H192V247ZM219 246V245H218ZM225 246V245H224ZM233 246V245H232ZM238 246V245H237ZM248 246V245H247ZM252 246V245H251ZM255 246V245H254ZM258 246V245H257ZM206 247V246H205ZM230 247L231 246H229V249H230ZM242 247V246H241ZM244 247V246H243ZM243 247H242V249H243ZM249 247V246H248ZM248 247L246 248L245 247V250L246 249H248ZM262 247V246H261ZM260 247V248H261ZM57 248V247H56ZM194 248H196V247H194ZM193 248V249H194ZM218 248V247H217ZM221 248V247H220ZM219 248V249H220ZM223 248V247H222ZM228 248V247H227ZM233 248V247H232ZM240 248V247H239ZM250 248V247H249ZM257 248V247H256ZM263 248V247H262ZM261 248V249H262ZM205 250L206 249H209V247L208 248H204ZM213 249H215V248H213ZM212 249V250H213ZM235 249H236V247H235ZM254 249V248H253ZM258 249V248H257ZM191 250H192V248H191ZM190 249H189V251H191ZM196 250V249H195ZM223 250H224V248H223ZM227 250V249H226ZM231 250H233V249H231ZM237 250V249H236ZM185 251V250H184ZM194 251V250H193ZM210 251V250H209ZM215 251V250H214ZM213 251V252H214ZM239 251V250H238ZM244 251V250H243ZM251 251V250H250ZM257 251V250H256ZM256 251H254V252H256ZM259 251V250H258ZM261 251V250H260ZM187 253H188V251H186ZM195 252V251H194ZM205 252V251H204ZM207 252V251H206ZM218 252V251H217ZM246 252H248V251H245V254H246ZM23 253V252H22ZM190 253H192V252H190ZM222 253H223V251H222ZM221 253V254H222ZM237 253V252H236ZM240 253V252H239ZM249 253H251V252H249ZM257 253V252H256ZM261 253V252H260ZM260 253H259V255H260ZM262 253H263V251H262ZM195 254H197V255H199L197 252L195 253ZM205 254V253H204ZM203 254V255H204ZM207 254H209V253H207ZM242 254V253H241ZM264 254V253H263ZM194 255V254H193ZM192 255V256H193ZM212 255V254H211ZM217 255V254H216ZM215 255V256H216ZM220 255V254H219ZM218 255V256H219ZM249 255H251V254H249ZM253 256H254V254H252ZM259 255L257 256L258 258H259ZM195 256V255H194ZM223 256H225V255H223ZM228 256H230V255H228ZM242 256H243V254H242ZM241 256V257H242ZM256 256V255H255ZM203 258H208V256H202ZM210 257V256H209ZM213 257V256H212ZM250 257V256H249ZM249 257H248V259H249ZM252 257V256H251ZM228 258V257H227ZM243 258H244V256H243ZM242 258V259H243ZM254 258V257H253ZM252 258V259H253ZM257 258V259H258ZM213 259V258H212ZM221 259H222V257H221ZM232 259V258H231ZM239 259V258H238ZM244 259H247V257L246 258H244ZM256 259V258H255ZM257 259L255 260V261H257ZM225 260V259H224ZM240 260V259H239ZM236 261V260H235ZM246 260H244L243 262H245ZM253 261V260H252ZM260 261V260H259ZM234 262V261H233ZM249 262V261H248ZM226 263V262H225ZM241 263V262H240ZM250 263H252V262H250ZM75 264V263H74ZM129 264H137V263H135V262H132V260H130V263ZM239 264V263H238ZM243 264V263H242ZM248 264V263H247Z\"/></svg>",
  "mask_w": 264,
  "mask_h": 264
}]
</instances>
